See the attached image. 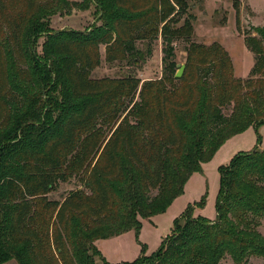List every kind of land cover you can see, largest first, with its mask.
I'll use <instances>...</instances> for the list:
<instances>
[{
  "label": "trees",
  "instance_id": "16d2710c",
  "mask_svg": "<svg viewBox=\"0 0 264 264\" xmlns=\"http://www.w3.org/2000/svg\"><path fill=\"white\" fill-rule=\"evenodd\" d=\"M193 1L0 0V264H112L96 242L139 234L231 136L264 124V29L246 40L252 78L238 79L221 45L191 42ZM93 5L99 26L50 28L55 14ZM159 39L162 78H92L102 46L105 61L130 65L145 59L138 44L150 56ZM181 41L192 78L175 75ZM220 185L217 220L189 207L153 264L264 260V149L221 167Z\"/></svg>",
  "mask_w": 264,
  "mask_h": 264
},
{
  "label": "rangeland",
  "instance_id": "374dc122",
  "mask_svg": "<svg viewBox=\"0 0 264 264\" xmlns=\"http://www.w3.org/2000/svg\"><path fill=\"white\" fill-rule=\"evenodd\" d=\"M188 12L195 18L191 42L207 47L214 43L221 45L232 59L235 77L244 81L252 78L251 71L256 63V57L246 40L258 37L256 29H264V0H196L189 4ZM49 23L53 31L70 29L86 31L90 27L100 25L99 14L94 5L85 11L73 9L68 15L57 13L49 19ZM43 41V38L40 39L39 45ZM176 44L178 65L184 66L182 76L188 75L192 78L191 63L186 52L189 43L181 41ZM138 46L144 52L145 59L138 64L130 65L121 61L114 63L105 61V46H102V65L92 73V78H119L128 73L139 77L143 82L162 78L161 40L152 42L150 56H147V44L140 43ZM39 50L42 51V48ZM258 145L261 150L264 149V124L258 128L249 127L245 132L231 136L215 152L213 158L202 165V171L189 179L185 185V193L173 201L167 212L155 215L149 220H142L139 234L129 231L123 236L96 242L102 257L112 264L132 263L144 257V262L153 264L154 254L171 235L175 220L180 219L189 207H196L192 209L194 217L203 216L210 221H216L217 196L221 189L220 168L228 166L237 155L247 153ZM76 189V183H61L58 192L52 194L50 198L62 200ZM201 198H204L205 203L199 209L197 205ZM258 231L264 237V222ZM146 258L148 260H145ZM96 262L103 264L100 257L96 258ZM9 263L18 264L14 259L4 264ZM219 264L236 263L230 256H226ZM247 264H264V260L252 257Z\"/></svg>",
  "mask_w": 264,
  "mask_h": 264
},
{
  "label": "water",
  "instance_id": "95a60500",
  "mask_svg": "<svg viewBox=\"0 0 264 264\" xmlns=\"http://www.w3.org/2000/svg\"><path fill=\"white\" fill-rule=\"evenodd\" d=\"M178 68H179V70H178V72L175 75H176L177 78H182V73H183V70H184V66L183 65L182 66L178 65Z\"/></svg>",
  "mask_w": 264,
  "mask_h": 264
},
{
  "label": "crops",
  "instance_id": "0c3cea01",
  "mask_svg": "<svg viewBox=\"0 0 264 264\" xmlns=\"http://www.w3.org/2000/svg\"><path fill=\"white\" fill-rule=\"evenodd\" d=\"M170 207H171V206H170ZM169 209H170V208H169ZM169 209H168V210H169ZM9 264H11V263H9Z\"/></svg>",
  "mask_w": 264,
  "mask_h": 264
}]
</instances>
